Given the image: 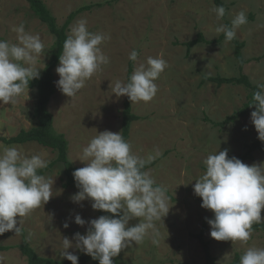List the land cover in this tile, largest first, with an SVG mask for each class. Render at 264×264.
Wrapping results in <instances>:
<instances>
[{
    "label": "rangeland",
    "instance_id": "rangeland-1",
    "mask_svg": "<svg viewBox=\"0 0 264 264\" xmlns=\"http://www.w3.org/2000/svg\"><path fill=\"white\" fill-rule=\"evenodd\" d=\"M62 25L86 4L69 26V41L54 69L55 93L48 104L54 128L65 135L68 157L87 175L106 177L119 152L123 111L132 72L131 162L156 163L145 178L162 190L143 189L130 175L119 184L114 208L122 213L121 238L113 256L119 264H206L199 238L206 226L217 264L264 263V231L238 228L252 207L264 223V149L240 167L233 163L260 138L264 125L247 114L217 125L247 100L244 85L207 81L204 76L246 74L263 85L264 0H43ZM232 25L244 42L242 58L229 38L185 42L202 32L218 39ZM55 36L28 0H0V78L19 73L41 76ZM38 93L15 87L0 93V169L25 163L42 167L56 152L35 141L6 143L36 125ZM219 169V177L212 170ZM24 167L0 174V264H28L24 239L42 256L64 259L99 252L107 232L97 229L102 200L96 186H65L63 163L55 164L23 190ZM23 230V232H21Z\"/></svg>",
    "mask_w": 264,
    "mask_h": 264
},
{
    "label": "trees",
    "instance_id": "trees-1",
    "mask_svg": "<svg viewBox=\"0 0 264 264\" xmlns=\"http://www.w3.org/2000/svg\"><path fill=\"white\" fill-rule=\"evenodd\" d=\"M32 11L36 16L45 24H47L49 31L55 36L53 44V52L46 68L41 76H34L26 73H19L12 77L0 78V93L5 92L7 89L15 87H29L35 89L38 93L36 104L33 108V117L36 120V125L30 129H22L17 135L10 138L2 137L6 143H25L35 141L45 147H49L56 152L54 160L45 164L42 167H32L25 163H18L8 165L0 169V174L6 170L24 167L30 173L24 189L26 190L32 184L33 180L39 178L50 170L55 164L63 163L65 173V186H77L78 188L96 186L101 190L102 200L98 208L100 223L95 227L97 229L105 230L107 232L105 238V247L99 252L80 253L70 255L64 259H54L39 255L26 239L19 245L23 254L27 257L28 264H119L113 256L114 244L121 238L120 225L122 222V213L114 208V197L117 193L120 182L128 175L132 177L135 183L140 185L143 189L149 191L151 189L162 190L156 183L150 182L145 178V172L148 168L152 167L156 161H142L138 163L131 162L128 157V140L130 137V130L132 123L138 119L132 110V99L134 97V81H133V68L134 58L130 61L128 72V95L125 100V107L123 111L122 133L119 137L120 152L111 166L106 177L87 175L82 170L74 165L68 157L69 143L64 134L58 133L54 128L53 116L48 110V104L52 95L55 93V79L54 69L61 62L63 54L67 48L69 41V26L73 19L83 10H89L96 4H86L78 9L72 11L62 25L58 24L57 17L52 13L50 8L43 0H28ZM216 4L221 8L224 18L227 14V6L223 0H215ZM227 31L223 33L218 39L208 40L202 32L198 36L185 42L188 50L195 44L200 42L216 43L222 39L229 38L235 44V55L240 60L241 64L244 63L242 58V48L244 42L237 40L233 36L232 25L228 20ZM211 81L218 85L222 84H241L244 85L249 93L247 100L243 105L235 110L232 114L228 115L223 121L217 122V125H226L227 123L234 122L238 118L247 114H254L259 117L264 125V96L263 85L253 84L250 78L241 73L238 76H204L201 84ZM264 149V133L263 135L247 145V150L236 161H233L240 167L243 172V162L248 159L254 158V153ZM214 176L219 177V169L212 170ZM1 217H5L0 213ZM230 223L238 228H245L252 231H264V223L257 218L256 213L252 207H248V218L244 220H230ZM205 224L200 233L194 236L201 241L204 252L206 264H217L215 257L211 253L210 243L205 239ZM23 232V230H21ZM8 246L0 245V250L7 249ZM241 261L240 254H237L232 262L229 264H239ZM264 264V263H263Z\"/></svg>",
    "mask_w": 264,
    "mask_h": 264
}]
</instances>
